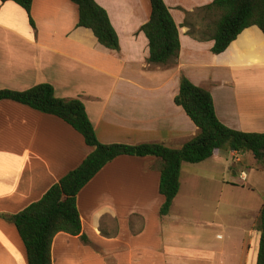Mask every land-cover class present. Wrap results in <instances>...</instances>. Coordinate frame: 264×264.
<instances>
[{"label": "crops", "instance_id": "1", "mask_svg": "<svg viewBox=\"0 0 264 264\" xmlns=\"http://www.w3.org/2000/svg\"><path fill=\"white\" fill-rule=\"evenodd\" d=\"M95 1L117 33L118 50L77 25L78 9L70 0H32L34 27L24 8L0 1V89L49 83L57 97L83 102L101 143L180 148L198 132L174 102L185 75L211 93L223 124L264 133V35L257 26L243 29L214 54L213 40L189 35L209 21L193 13L212 0H164L178 27L180 49L174 64L156 65L147 61L148 39L140 30L149 19L150 1ZM91 150L63 120L0 101V264H27L24 244L5 217L38 200ZM255 163L251 153L234 150L183 162L179 192L169 213L160 215V159L119 156L76 196L87 240L58 233L52 264H256L249 260L259 242L254 222L243 231L198 218L209 200L218 206L233 189H244L248 180L253 185L254 176L245 169L261 172Z\"/></svg>", "mask_w": 264, "mask_h": 264}, {"label": "trees", "instance_id": "2", "mask_svg": "<svg viewBox=\"0 0 264 264\" xmlns=\"http://www.w3.org/2000/svg\"><path fill=\"white\" fill-rule=\"evenodd\" d=\"M10 1L25 9L34 27L32 0ZM70 1L78 9L77 25L91 29L103 46L118 50V36L106 10L95 0ZM149 1V19L140 27L148 39L147 61L156 65H172L180 49L178 27L164 0ZM193 14L209 21L198 28H191L189 35L199 41L213 40L211 51L214 54L223 52L249 26H257L264 35V0H212ZM1 100L17 102L63 120L79 132L92 149L78 166L67 171L38 200L5 217L14 224L24 244L27 264H52V243L58 233L87 240L82 231L76 196L107 163L119 156H155L160 159L159 192L164 198L160 215L169 213L179 192L183 162L198 163L211 157L215 150H234L251 153L264 173V133L239 131L223 124L215 113L211 93L192 83L185 75L180 76L174 102L184 109L198 132L180 148L151 142L101 143L83 102L78 98L57 97L49 83H39L22 91L2 88ZM256 230L259 232L256 264H264V203L259 211Z\"/></svg>", "mask_w": 264, "mask_h": 264}, {"label": "rangeland", "instance_id": "3", "mask_svg": "<svg viewBox=\"0 0 264 264\" xmlns=\"http://www.w3.org/2000/svg\"><path fill=\"white\" fill-rule=\"evenodd\" d=\"M232 163V158L229 157ZM250 161H252L250 159ZM249 161V162H250ZM257 169L261 172L255 170L247 169L246 172L253 175V185H251L250 180L245 185L242 190L233 189L231 195L225 200H221L220 204L217 206V201L209 200L206 205H203L199 209L198 218L203 222H214L217 225H230V226H241L243 231L250 229V224L252 222L257 223V219H253V214L257 213L260 206L264 203V174L262 166L255 163ZM258 248L250 250L249 260L254 259L256 261ZM254 256V257H253ZM251 264V262H250Z\"/></svg>", "mask_w": 264, "mask_h": 264}, {"label": "built area", "instance_id": "4", "mask_svg": "<svg viewBox=\"0 0 264 264\" xmlns=\"http://www.w3.org/2000/svg\"><path fill=\"white\" fill-rule=\"evenodd\" d=\"M236 161H238L239 159L238 158H235ZM244 175V173H242ZM243 178H245V176H243Z\"/></svg>", "mask_w": 264, "mask_h": 264}, {"label": "water", "instance_id": "5", "mask_svg": "<svg viewBox=\"0 0 264 264\" xmlns=\"http://www.w3.org/2000/svg\"><path fill=\"white\" fill-rule=\"evenodd\" d=\"M63 198H64V196L61 197V199H63Z\"/></svg>", "mask_w": 264, "mask_h": 264}]
</instances>
